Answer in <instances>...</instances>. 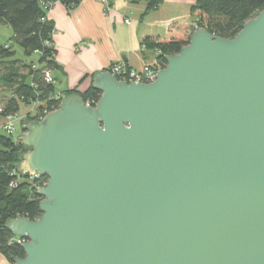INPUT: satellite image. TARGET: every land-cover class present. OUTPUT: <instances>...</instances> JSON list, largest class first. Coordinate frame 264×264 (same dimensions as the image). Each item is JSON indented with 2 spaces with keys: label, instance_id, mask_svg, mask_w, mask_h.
I'll list each match as a JSON object with an SVG mask.
<instances>
[{
  "label": "water",
  "instance_id": "95a60500",
  "mask_svg": "<svg viewBox=\"0 0 264 264\" xmlns=\"http://www.w3.org/2000/svg\"><path fill=\"white\" fill-rule=\"evenodd\" d=\"M151 84L92 76L28 121L17 170L47 177L14 264H264V6L195 30Z\"/></svg>",
  "mask_w": 264,
  "mask_h": 264
},
{
  "label": "trees",
  "instance_id": "16d2710c",
  "mask_svg": "<svg viewBox=\"0 0 264 264\" xmlns=\"http://www.w3.org/2000/svg\"><path fill=\"white\" fill-rule=\"evenodd\" d=\"M81 0H0V22L7 25L12 33V41L0 46V85L9 87L12 95L4 104L6 113L18 114L20 105H41L58 107L59 102L49 100L56 94L54 84L42 80L45 70L58 71L54 60L51 36L53 27L47 20L48 9L54 3H61L73 9ZM137 2V0H132ZM111 9L110 0H107ZM161 0H148L145 14L155 9ZM264 6V0H197L190 8L193 20L189 23L172 22L167 27L166 37L147 36L141 40L146 50L159 53L156 63L165 67V56L177 55L189 44L192 33L205 28L209 33L224 39H232L242 26L254 18ZM47 43V44H46ZM21 58L16 57L18 51ZM37 55L34 60L32 57ZM55 81V77L53 76ZM78 94L83 102L96 103L101 93L91 86L84 92L68 91L64 95ZM33 120L30 113L25 121ZM25 127L22 131L25 132ZM27 150L21 141L0 135V251L7 256L10 264L14 258L24 256L21 246L6 228L10 219L25 217L31 221L40 218L38 204L42 198L36 195L30 184L19 181L17 187L10 188L14 180L13 170L22 162Z\"/></svg>",
  "mask_w": 264,
  "mask_h": 264
},
{
  "label": "crops",
  "instance_id": "0c3cea01",
  "mask_svg": "<svg viewBox=\"0 0 264 264\" xmlns=\"http://www.w3.org/2000/svg\"><path fill=\"white\" fill-rule=\"evenodd\" d=\"M196 1L161 0L146 14L148 0H110L108 12L100 0H81L73 9L54 3L47 20L53 27L51 39L58 66V71L52 74L58 84L57 88L54 85L55 92L62 95L68 91L84 92L91 86L94 74L115 63H123L135 71L154 65L156 52L144 49L141 40L154 35L166 37L172 22H191L190 8ZM127 19L129 24H125ZM12 37L11 29L0 22V46L11 43ZM16 57L21 58L19 51ZM36 58L37 55L32 57ZM2 90L0 97L5 94ZM4 97L0 101L10 98ZM0 264H10L1 251Z\"/></svg>",
  "mask_w": 264,
  "mask_h": 264
},
{
  "label": "built area",
  "instance_id": "2783aa9c",
  "mask_svg": "<svg viewBox=\"0 0 264 264\" xmlns=\"http://www.w3.org/2000/svg\"><path fill=\"white\" fill-rule=\"evenodd\" d=\"M100 1L104 6L105 11L106 12L110 11V7H108L107 0H100ZM51 6L49 7L48 10H50ZM129 22H130L129 19L125 20V24H129ZM156 54L158 55L159 53L156 52ZM161 69H163L161 65L157 64L156 62L154 65L145 66L141 71H135L123 63H115L110 65L106 69V71L110 73L112 76H114L118 81H122L126 83L133 82L136 84L147 85L155 82V80L157 79L158 71ZM42 80L46 84H55V81L52 76V72L49 70H45L42 73ZM63 96L64 95L60 93H56L54 96L50 97L49 100H54V102L58 101L60 104ZM84 104L88 107H94L96 103L89 100L84 102ZM31 106L32 109L29 113L34 121H41L47 114H49L52 111H55L58 108V107L55 108L54 105L51 106L41 105L38 101L33 103ZM26 122L27 121H25V116L17 117V114L6 113L4 107L0 105V135L13 139L14 135L16 134L17 124L19 123L23 128ZM24 135L25 132L21 130L20 134L17 137H15V139L13 140L21 141ZM11 174L14 175L15 178L9 183L10 188L17 187V183L19 181L25 180L30 184L31 189H33L36 192L37 189L44 187L47 183V177L39 173L27 175L18 170H13ZM27 241L28 240L26 238L18 239L13 237L10 243L14 242L17 245L22 246Z\"/></svg>",
  "mask_w": 264,
  "mask_h": 264
},
{
  "label": "rangeland",
  "instance_id": "374dc122",
  "mask_svg": "<svg viewBox=\"0 0 264 264\" xmlns=\"http://www.w3.org/2000/svg\"><path fill=\"white\" fill-rule=\"evenodd\" d=\"M54 85H55V88H57V86H58L57 82H56ZM1 89H3L2 91L5 93V94H4L5 96H6V95L11 96V95H12V90H10L9 87H5V86L0 85V90H1ZM59 90H60V89L58 88V91H59ZM4 95L1 96L0 98H5ZM6 100H7V99L1 100V101H0V102H1L0 105L4 106V104H5L4 101H6ZM2 102H3V103H2ZM31 109H32V106H31V105H20V109H19V112H18V114H17V117L25 116L27 113H29V112L31 111ZM28 121H31V120H27V122H28ZM23 122H24V121H23ZM27 122H26V123H27ZM26 123H25V125H26ZM24 127H25V126H24ZM21 130H22V126L18 123L17 126H16V134L14 135L13 139H15V137H17V136L20 134ZM25 132H26V130H25Z\"/></svg>",
  "mask_w": 264,
  "mask_h": 264
}]
</instances>
